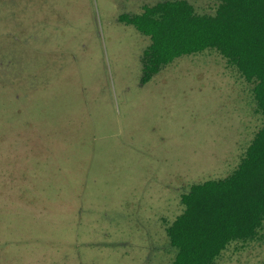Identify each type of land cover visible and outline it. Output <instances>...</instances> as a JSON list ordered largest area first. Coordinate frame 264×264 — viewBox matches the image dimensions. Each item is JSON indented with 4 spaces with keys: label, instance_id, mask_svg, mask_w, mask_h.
<instances>
[{
    "label": "rangeland",
    "instance_id": "obj_1",
    "mask_svg": "<svg viewBox=\"0 0 264 264\" xmlns=\"http://www.w3.org/2000/svg\"><path fill=\"white\" fill-rule=\"evenodd\" d=\"M159 1L0 0V264H170L181 192L239 165L263 116L226 59L140 83L150 40L117 19ZM217 264H264V230Z\"/></svg>",
    "mask_w": 264,
    "mask_h": 264
},
{
    "label": "trees",
    "instance_id": "obj_2",
    "mask_svg": "<svg viewBox=\"0 0 264 264\" xmlns=\"http://www.w3.org/2000/svg\"><path fill=\"white\" fill-rule=\"evenodd\" d=\"M199 12L189 0L145 4L117 21L148 37L141 85L182 56L217 52L249 83L263 124L239 165L223 179L193 183L180 195L183 212L165 226L170 264H217L232 245L262 239L264 230V0H207Z\"/></svg>",
    "mask_w": 264,
    "mask_h": 264
}]
</instances>
